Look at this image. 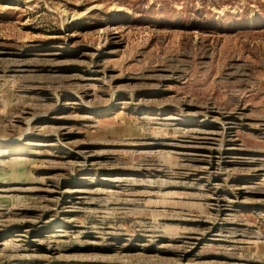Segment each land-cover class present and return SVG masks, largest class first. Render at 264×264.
Segmentation results:
<instances>
[{"label": "rangeland", "instance_id": "rangeland-1", "mask_svg": "<svg viewBox=\"0 0 264 264\" xmlns=\"http://www.w3.org/2000/svg\"><path fill=\"white\" fill-rule=\"evenodd\" d=\"M0 264H264V0H0Z\"/></svg>", "mask_w": 264, "mask_h": 264}]
</instances>
